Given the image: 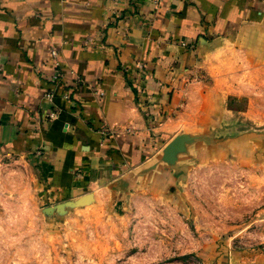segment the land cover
Here are the masks:
<instances>
[{
	"label": "crops",
	"instance_id": "crops-1",
	"mask_svg": "<svg viewBox=\"0 0 264 264\" xmlns=\"http://www.w3.org/2000/svg\"><path fill=\"white\" fill-rule=\"evenodd\" d=\"M263 26L264 0H0V158L53 203L119 192L162 151L183 78Z\"/></svg>",
	"mask_w": 264,
	"mask_h": 264
},
{
	"label": "rangeland",
	"instance_id": "rangeland-1",
	"mask_svg": "<svg viewBox=\"0 0 264 264\" xmlns=\"http://www.w3.org/2000/svg\"><path fill=\"white\" fill-rule=\"evenodd\" d=\"M245 38L183 78L163 147L182 149L119 192L53 203L30 162L0 158V264H264V26Z\"/></svg>",
	"mask_w": 264,
	"mask_h": 264
},
{
	"label": "water",
	"instance_id": "water-1",
	"mask_svg": "<svg viewBox=\"0 0 264 264\" xmlns=\"http://www.w3.org/2000/svg\"><path fill=\"white\" fill-rule=\"evenodd\" d=\"M182 137L177 136L173 142L169 143L164 149L163 154L164 158L168 161H172V156L177 152L179 149H182ZM171 163V162H170Z\"/></svg>",
	"mask_w": 264,
	"mask_h": 264
},
{
	"label": "built area",
	"instance_id": "built-area-1",
	"mask_svg": "<svg viewBox=\"0 0 264 264\" xmlns=\"http://www.w3.org/2000/svg\"><path fill=\"white\" fill-rule=\"evenodd\" d=\"M182 45L186 46V43H185V42H182ZM50 54H51V57L55 58L56 55H57L56 50H55L54 48H52V49L50 50ZM55 64L57 65L58 63L55 62ZM0 69H1V68H0ZM57 76H58V74H57L56 76H53V77L56 78ZM94 93L97 94L98 96H101V95H103V90H101V89L98 90V89H97V90L94 91ZM63 97H64V98H68V93H65V94L63 95ZM47 116H48L50 119H54V118L57 116V111H51V112H49V113L47 114ZM101 132H102V133L107 132V128H101Z\"/></svg>",
	"mask_w": 264,
	"mask_h": 264
}]
</instances>
